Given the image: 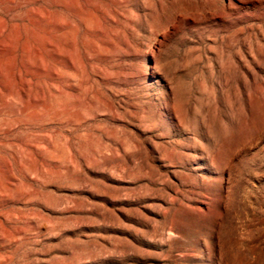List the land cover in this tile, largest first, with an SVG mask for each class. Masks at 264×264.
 I'll use <instances>...</instances> for the list:
<instances>
[{
	"label": "rangeland",
	"instance_id": "obj_1",
	"mask_svg": "<svg viewBox=\"0 0 264 264\" xmlns=\"http://www.w3.org/2000/svg\"><path fill=\"white\" fill-rule=\"evenodd\" d=\"M65 1L0 0V264H264V0Z\"/></svg>",
	"mask_w": 264,
	"mask_h": 264
},
{
	"label": "bare ground",
	"instance_id": "obj_2",
	"mask_svg": "<svg viewBox=\"0 0 264 264\" xmlns=\"http://www.w3.org/2000/svg\"><path fill=\"white\" fill-rule=\"evenodd\" d=\"M13 1V0H12ZM55 1V0H54ZM67 1H69V0H67ZM67 1H65V2H67ZM91 1V0H90ZM38 2V1H37ZM70 2V1H69ZM21 3V2H20ZM54 3H56V2H54ZM80 3V2H79ZM104 3H106V2H104ZM97 4V3H96ZM57 5H60V4H57ZM66 5V4H65ZM67 5H69V4H67ZM94 5V4H93ZM61 6V5H60ZM70 6V5H69ZM72 6V5H71ZM70 6V7H71ZM77 6H78V4H77ZM57 7V6H56ZM79 7V6H78ZM74 8L75 9V13L77 14L76 16L77 17H79L78 15L79 14H82V12L79 10V8L81 7H79V8ZM33 8V7H32ZM31 8V10H33ZM224 8V7H223ZM47 9V8H46ZM37 10V9H36ZM81 10H83V8L81 9ZM65 11V10H64ZM47 12V11H46ZM104 12V11H103ZM84 14H86V13H84ZM34 17H36V19L38 20V21H43L44 20V17H42L41 15H39V12H38V14H32ZM53 15V14H52ZM107 15V14H106ZM51 16V15H50ZM61 16V15H60ZM65 16V15H64ZM178 16V15H177ZM110 17V16H109ZM46 18V17H45ZM50 18V17H49ZM48 18V19H49ZM183 18V17H182ZM51 19V18H50ZM52 19H53V17H52ZM65 19V18H64ZM113 19V18H112ZM78 21V20H77ZM76 21V22H77ZM51 22H53V20L51 21ZM113 22V21H112ZM47 23H50V21L49 22H47L46 21V24ZM49 26V25H48ZM71 25H70V23L69 22H66V21H64V20H61V21H59V22H55V24H54V27L56 28V29H58V30H63V29H65V28H67V27H70ZM10 27H11V25H10ZM16 27V26H15ZM12 28V27H11ZM1 29V28H0ZM16 29V28H15ZM14 29V30H15ZM51 31V30H50ZM49 31V32H50ZM14 32V31H13ZM11 33V32H10ZM17 33V32H16ZM67 34V33H66ZM164 34V33H163ZM13 35V34H12ZM16 35V34H15ZM68 35V34H67ZM11 37V36H10ZM17 37V36H16ZM12 38V37H11ZM7 40V38L5 39V41ZM9 40V39H8ZM35 40V39H34ZM45 40V39H44ZM54 40H55V38H54ZM56 40H57V42H56V45L54 46V49H55V51L53 52V55L55 56V57H57V58H60V60L61 59H63V60H65L66 62H68L69 64H70V66L73 68L74 67V61L71 59V58H69L68 57V55L69 54H67L66 56H65V54L63 53L62 55H64L63 57H62V55H61V53H59V52H61L60 50H59V46L60 45H63L64 43H65V41H64V39L61 37V36H59V37H57L56 38ZM2 41V40H1ZM0 41V42H1ZM10 41H12V40H10ZM52 41V40H51ZM3 42V41H2ZM39 42V41H38ZM8 43V42H7ZM11 43V42H10ZM9 43V44H10ZM13 43V42H12ZM49 43V42H48ZM55 43V42H54ZM125 43H126V41H125ZM8 44V45H9ZM35 45V44H34ZM33 45V46H34ZM52 45V44H51ZM127 45H129L128 43H127ZM12 46V45H11ZM17 46V45H16ZM27 46V45H26ZM29 47V46H28ZM49 47H50V45H49ZM8 48V47H7ZM7 48H5V49H7ZM10 48H12V47H10ZM22 48V47H21ZM30 48V47H29ZM39 48V47H38ZM4 49V50H5ZM26 51H27V49L26 48H24ZM34 49H35V47H34ZM50 49V48H49ZM26 51L24 52V53H26ZM38 51V50H37ZM36 52V51H35ZM65 52V51H64ZM39 53H40V51H39ZM1 54V53H0ZM29 54V53H28ZM51 54V53H50ZM49 54V55H50ZM150 54V53H149ZM48 55V56H49ZM53 57V56H52ZM105 57V56H104ZM27 58V57H26ZM56 58V59H57ZM11 59V58H10ZM28 59V58H27ZM55 59V60H56ZM9 60V59H8ZM72 60V61H71ZM23 61V60H22ZM24 62H25V60H24ZM64 62V61H63ZM61 63V62H60ZM8 64H9V62H8ZM11 64V63H10ZM53 64V63H52ZM58 65H59V63H58ZM31 66V65H30ZM57 66V65H56ZM62 66V65H61ZM66 67H67V65H66ZM52 68V67H51ZM41 71V70H40ZM73 71H74V69H73ZM42 72V71H41ZM76 72V71H75ZM1 73V72H0ZM57 73V72H56ZM55 73V71L54 72H52V74L54 75V76H57V74ZM105 74H107V73H105ZM2 75V74H1ZM108 75V74H107ZM3 76V75H2ZM16 76V75H15ZM106 77H108V76H105V78ZM53 78H55V77H53ZM60 78V77H59ZM56 79V78H55ZM57 81V80H56ZM60 82V81H59ZM79 82V81H78ZM83 83V82H82ZM81 85V84H80ZM58 87V86H57ZM83 88V87H82ZM55 89V88H54ZM79 89V88H78ZM80 90V89H79ZM84 90V89H83ZM23 91V90H22ZM11 92V91H10ZM23 92H25V91H23ZM56 92V91H55ZM22 93V92H21ZM57 93H61L60 91H57ZM83 93V92H82ZM12 94V93H11ZM25 94H26V92H25ZM1 95V94H0ZM22 95H23V93H22ZM13 97V96H12ZM40 97V96H39ZM27 100V99H26ZM30 101H31V99H30ZM44 98H40L39 100H34V102L35 103H38V104H43L44 103ZM2 102H3V104H1L0 105V110H2V109H4V108H6L5 106H6V103L4 104V100H2ZM46 102V101H45ZM13 103V102H12ZM11 103V104H12ZM23 104V103H22ZM26 104V103H25ZM30 104V103H29ZM46 104V103H45ZM28 105V104H27ZM33 105V104H32ZM21 106V105H20ZM26 106V105H25ZM30 106V105H29ZM56 107V106H55ZM59 109H60V107H62L60 104L57 106ZM15 108V107H14ZM50 108V107H49ZM24 109V108H23ZM22 109V110H23ZM21 110V109H20ZM46 111H47V109H45ZM58 110V109H57ZM44 111V110H43ZM31 112V111H30ZM2 114V113H1ZM1 195V194H0Z\"/></svg>",
	"mask_w": 264,
	"mask_h": 264
}]
</instances>
